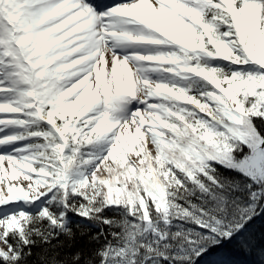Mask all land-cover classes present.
Segmentation results:
<instances>
[{
  "label": "snow or ice",
  "instance_id": "obj_1",
  "mask_svg": "<svg viewBox=\"0 0 264 264\" xmlns=\"http://www.w3.org/2000/svg\"><path fill=\"white\" fill-rule=\"evenodd\" d=\"M264 264V0H0V264Z\"/></svg>",
  "mask_w": 264,
  "mask_h": 264
},
{
  "label": "bare ground",
  "instance_id": "obj_2",
  "mask_svg": "<svg viewBox=\"0 0 264 264\" xmlns=\"http://www.w3.org/2000/svg\"><path fill=\"white\" fill-rule=\"evenodd\" d=\"M249 261H250V258H249V257H247V258H246V262H247V263H249Z\"/></svg>",
  "mask_w": 264,
  "mask_h": 264
}]
</instances>
